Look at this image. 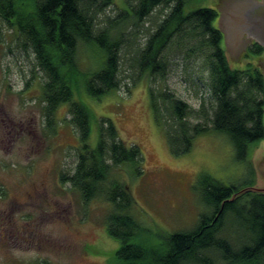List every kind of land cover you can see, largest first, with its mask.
Wrapping results in <instances>:
<instances>
[{
	"label": "trees",
	"instance_id": "obj_1",
	"mask_svg": "<svg viewBox=\"0 0 264 264\" xmlns=\"http://www.w3.org/2000/svg\"><path fill=\"white\" fill-rule=\"evenodd\" d=\"M113 3L0 0V35L2 25L13 31L19 47L35 55V65L45 75L44 114L49 124L63 104H70L69 122L76 129L80 147L74 172L62 174L61 181L78 191L86 204L100 198L114 205L107 216V231L121 242L115 254L118 264H264V193L240 194L242 189L203 175L199 184L207 211L201 214L197 226L156 241L157 236L131 213L134 197L130 186L117 179L125 165L137 174L143 173L141 147L128 146L114 122L104 117L97 120L99 138L92 146L95 115L82 101L74 100L80 78L95 99L118 90L123 49L132 45L129 38H136L123 27L130 21L139 26L157 8L169 10L149 32L145 44L133 51V65L140 76L147 73L164 82L170 68L167 53L176 46L184 50L187 60L201 59L206 77L200 81L213 100L211 116L203 104L198 113L204 121L192 123L189 118L195 111L191 105L166 89L150 87L155 119L165 126L169 149L175 157L184 156L199 135L214 129L230 137L237 158L242 160L250 146L264 141V74L254 63L245 69L232 68L223 33L216 25L217 9L201 8L186 14L187 0H136L133 5L128 0L130 10L110 19L109 26L99 27L98 16ZM81 44L97 46L104 52V65L99 71L90 74L80 70L77 55ZM233 223L241 233L229 229ZM226 231L230 235H223Z\"/></svg>",
	"mask_w": 264,
	"mask_h": 264
},
{
	"label": "rangeland",
	"instance_id": "obj_2",
	"mask_svg": "<svg viewBox=\"0 0 264 264\" xmlns=\"http://www.w3.org/2000/svg\"><path fill=\"white\" fill-rule=\"evenodd\" d=\"M113 2L98 16L99 27L109 26L110 19L130 10L128 0ZM201 8L211 7L207 0H187L185 13ZM168 12L157 8L139 26L130 21L123 27L136 38H129L133 46L123 49L118 90L95 99L87 93L83 78L74 89V100L82 101L95 115L92 146L99 138L97 120L104 117L114 122L128 146L141 147L143 173L125 165L117 179L130 186L134 197L131 213L158 237L156 241L197 226L207 211L199 184L203 175L242 189L240 194L264 187V172L254 159L261 143L250 146L247 157L240 160L230 137L210 129L195 139L188 154L172 155L165 126L155 119L150 87L166 89L191 105L195 111L189 118L192 123L204 121L198 113L203 104L211 116L213 100L200 81L206 77L201 59L187 60L184 50L176 46L167 53L170 68L164 82L147 73L140 76L133 65V51L145 44L149 32ZM1 27L0 264H118L115 254L121 242L107 231V216L114 205L100 198L86 204L78 191L61 181L62 174L74 172L80 147L76 129L69 122L70 104H63L49 124L44 114L45 75L36 67L35 55L19 47L14 32ZM77 60L80 70L91 74L103 67L105 54L97 46L81 44ZM229 229L242 232L236 223Z\"/></svg>",
	"mask_w": 264,
	"mask_h": 264
},
{
	"label": "water",
	"instance_id": "obj_3",
	"mask_svg": "<svg viewBox=\"0 0 264 264\" xmlns=\"http://www.w3.org/2000/svg\"><path fill=\"white\" fill-rule=\"evenodd\" d=\"M230 0H207V5L213 9H217L219 13L222 12V7L225 5V3L229 2ZM258 13L264 12V0L263 2H259L257 0H245V1H238L234 9H232V16L228 18H224L221 20L219 18L218 26L222 29L223 27L225 30H223V34L226 35V37L229 38H238L241 37L242 32H245L246 30L250 28L259 27L261 24H264V17L259 16L255 17L254 15H249L252 13ZM247 15H249V18L246 19ZM221 17V16H220ZM261 19V21H259ZM264 27V26H263ZM225 51L227 52L230 63L232 68H247L246 63L247 62H253V60L245 59L244 57L238 56L237 52L233 49H230V47H227L224 43ZM255 65H257L256 62H253ZM255 161L261 168V170L264 172V141L261 142L260 147L254 157ZM246 191H254L258 193H264V187L260 188H250Z\"/></svg>",
	"mask_w": 264,
	"mask_h": 264
},
{
	"label": "flooded vegetation",
	"instance_id": "obj_4",
	"mask_svg": "<svg viewBox=\"0 0 264 264\" xmlns=\"http://www.w3.org/2000/svg\"><path fill=\"white\" fill-rule=\"evenodd\" d=\"M238 1H245V0H230L229 2L225 3L222 7V12L219 18L224 19L232 16V9L236 6ZM254 15L255 17L259 16L264 17V12L258 13V11L254 13H250L249 15ZM247 15L246 19L249 18ZM261 21V19L259 20ZM264 24H261L259 27L247 28L243 29L245 32H242L241 37L238 38H229L223 34L224 43L230 49H233L237 52L238 56L244 57L248 60H253V62L257 63V67L262 71L264 74ZM225 28H222V33ZM250 62V63H253Z\"/></svg>",
	"mask_w": 264,
	"mask_h": 264
},
{
	"label": "crops",
	"instance_id": "obj_5",
	"mask_svg": "<svg viewBox=\"0 0 264 264\" xmlns=\"http://www.w3.org/2000/svg\"><path fill=\"white\" fill-rule=\"evenodd\" d=\"M257 1H259V2H263V0H257ZM219 16H220V13H219ZM217 21H219V17H218V20ZM217 26H218V24H217ZM219 27V26H218ZM219 29L222 31V29L219 27Z\"/></svg>",
	"mask_w": 264,
	"mask_h": 264
}]
</instances>
